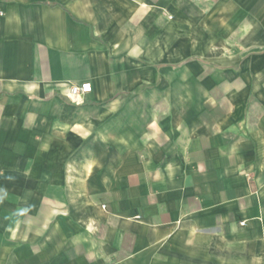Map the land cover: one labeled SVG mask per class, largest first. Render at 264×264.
<instances>
[{
    "label": "crops",
    "instance_id": "1",
    "mask_svg": "<svg viewBox=\"0 0 264 264\" xmlns=\"http://www.w3.org/2000/svg\"><path fill=\"white\" fill-rule=\"evenodd\" d=\"M0 264H264V0H0Z\"/></svg>",
    "mask_w": 264,
    "mask_h": 264
},
{
    "label": "built area",
    "instance_id": "2",
    "mask_svg": "<svg viewBox=\"0 0 264 264\" xmlns=\"http://www.w3.org/2000/svg\"><path fill=\"white\" fill-rule=\"evenodd\" d=\"M93 89L92 83L89 81L82 82L80 84H73L70 88V93L72 96H80L91 92Z\"/></svg>",
    "mask_w": 264,
    "mask_h": 264
}]
</instances>
